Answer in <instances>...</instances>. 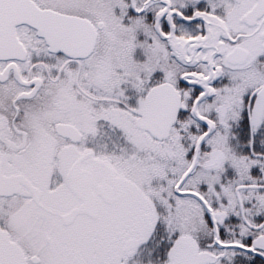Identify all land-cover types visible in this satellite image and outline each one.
Here are the masks:
<instances>
[{
	"label": "snow or ice",
	"instance_id": "snow-or-ice-1",
	"mask_svg": "<svg viewBox=\"0 0 264 264\" xmlns=\"http://www.w3.org/2000/svg\"><path fill=\"white\" fill-rule=\"evenodd\" d=\"M0 264H264V0H0Z\"/></svg>",
	"mask_w": 264,
	"mask_h": 264
}]
</instances>
